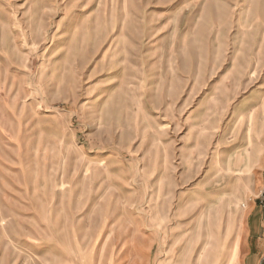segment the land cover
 Returning <instances> with one entry per match:
<instances>
[{"label":"rangeland","instance_id":"374dc122","mask_svg":"<svg viewBox=\"0 0 264 264\" xmlns=\"http://www.w3.org/2000/svg\"><path fill=\"white\" fill-rule=\"evenodd\" d=\"M264 0H0V264H264Z\"/></svg>","mask_w":264,"mask_h":264},{"label":"crops","instance_id":"0c3cea01","mask_svg":"<svg viewBox=\"0 0 264 264\" xmlns=\"http://www.w3.org/2000/svg\"><path fill=\"white\" fill-rule=\"evenodd\" d=\"M263 111H264V109H263ZM217 258H218V254H216V252H213L212 259L215 262L214 264L218 263ZM231 260H232L231 254L229 252H227L225 254V257L222 258V264H232Z\"/></svg>","mask_w":264,"mask_h":264},{"label":"built area","instance_id":"2783aa9c","mask_svg":"<svg viewBox=\"0 0 264 264\" xmlns=\"http://www.w3.org/2000/svg\"><path fill=\"white\" fill-rule=\"evenodd\" d=\"M260 201H261V204H262V206L264 208V187H263V190L260 193Z\"/></svg>","mask_w":264,"mask_h":264}]
</instances>
